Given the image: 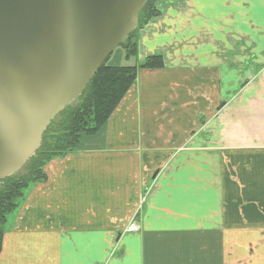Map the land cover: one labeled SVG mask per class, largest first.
<instances>
[{"label":"crops","instance_id":"1","mask_svg":"<svg viewBox=\"0 0 264 264\" xmlns=\"http://www.w3.org/2000/svg\"><path fill=\"white\" fill-rule=\"evenodd\" d=\"M156 7L137 62L164 67L46 165L0 264H264V0Z\"/></svg>","mask_w":264,"mask_h":264},{"label":"water","instance_id":"2","mask_svg":"<svg viewBox=\"0 0 264 264\" xmlns=\"http://www.w3.org/2000/svg\"><path fill=\"white\" fill-rule=\"evenodd\" d=\"M149 0H0V182L138 26Z\"/></svg>","mask_w":264,"mask_h":264},{"label":"trees","instance_id":"3","mask_svg":"<svg viewBox=\"0 0 264 264\" xmlns=\"http://www.w3.org/2000/svg\"><path fill=\"white\" fill-rule=\"evenodd\" d=\"M157 1L147 2L138 16L137 28L120 45L128 58L138 54L139 32L160 14L156 7ZM109 57L81 96L50 123L39 149L23 167V171L0 182V254L10 216L19 208L25 193L45 181L46 165L55 158L75 152L82 137L96 135L101 130L134 85L139 70H156L165 65L161 55L149 56L134 65H108Z\"/></svg>","mask_w":264,"mask_h":264},{"label":"rangeland","instance_id":"4","mask_svg":"<svg viewBox=\"0 0 264 264\" xmlns=\"http://www.w3.org/2000/svg\"><path fill=\"white\" fill-rule=\"evenodd\" d=\"M139 59L138 54L134 56V58L128 59L126 56V52L123 47H117L115 51L111 54L109 59L107 60L108 65H134L138 64L137 62ZM23 171V168L20 170Z\"/></svg>","mask_w":264,"mask_h":264}]
</instances>
